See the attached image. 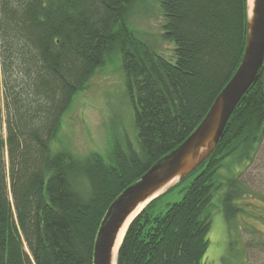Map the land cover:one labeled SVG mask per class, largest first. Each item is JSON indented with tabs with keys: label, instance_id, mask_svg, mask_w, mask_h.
<instances>
[{
	"label": "trees",
	"instance_id": "1",
	"mask_svg": "<svg viewBox=\"0 0 264 264\" xmlns=\"http://www.w3.org/2000/svg\"><path fill=\"white\" fill-rule=\"evenodd\" d=\"M156 1L171 57L129 26L137 0H0V264H93L112 204L185 142L237 72L248 0ZM113 55L131 87L138 146L117 144L107 157L53 151L66 111ZM263 141L264 69L210 158L129 225L118 264H202L217 172L232 155L252 165ZM241 172L223 196L228 223L247 194ZM192 177L166 212L150 211Z\"/></svg>",
	"mask_w": 264,
	"mask_h": 264
},
{
	"label": "rangeland",
	"instance_id": "2",
	"mask_svg": "<svg viewBox=\"0 0 264 264\" xmlns=\"http://www.w3.org/2000/svg\"><path fill=\"white\" fill-rule=\"evenodd\" d=\"M163 24L164 17L156 0H137L129 26L149 42L156 53L171 57L175 43L162 37ZM122 66L121 56H110L106 66L99 68L91 78L88 89L77 94L61 122L58 139L51 143L53 151L64 147L81 158L93 153L107 157L117 144L126 148L131 142L138 146L131 87ZM222 164L217 172L219 187L214 191L210 207L213 222L202 264H264V246L261 245L264 241V141L252 165L239 161L234 155L226 157ZM240 172L244 173L242 181L247 194L243 201H236L240 210L229 224L223 196L228 190L227 181L238 177ZM192 179L156 202L150 211L166 212L168 204L181 199ZM247 243L254 246L250 249Z\"/></svg>",
	"mask_w": 264,
	"mask_h": 264
},
{
	"label": "water",
	"instance_id": "3",
	"mask_svg": "<svg viewBox=\"0 0 264 264\" xmlns=\"http://www.w3.org/2000/svg\"><path fill=\"white\" fill-rule=\"evenodd\" d=\"M248 15L245 53L237 72L219 93L207 116L185 142L152 166L112 204L98 232L93 264H118L119 251L128 227L141 213L136 214L138 208L143 204L145 208L176 186L180 180L200 168L217 149L237 106L251 86L258 81L264 69V0H248ZM174 180H177L175 184L163 190ZM128 221L130 223L118 248V236ZM116 248L118 251L115 257Z\"/></svg>",
	"mask_w": 264,
	"mask_h": 264
},
{
	"label": "bare ground",
	"instance_id": "4",
	"mask_svg": "<svg viewBox=\"0 0 264 264\" xmlns=\"http://www.w3.org/2000/svg\"><path fill=\"white\" fill-rule=\"evenodd\" d=\"M177 182V180H174V181H172L169 185H167L166 187H164L163 188V190H166V188H168V186H170L171 184H175ZM144 206H145V204H143V205H141L139 208H138V210L136 211V214H138L139 212H141L142 211V209H144ZM134 217V216H133ZM131 220V219H130ZM129 223H130V221H128L126 224H125V226L123 227V229L121 230V232H120V235L118 236V243H117V247L119 248V245H120V243L122 242V240H123V236L125 235V233H126V230H127V227H128V225H129ZM118 248H116V250H115V257H116V255H117V251H118Z\"/></svg>",
	"mask_w": 264,
	"mask_h": 264
}]
</instances>
